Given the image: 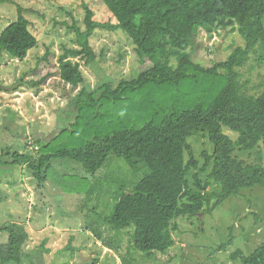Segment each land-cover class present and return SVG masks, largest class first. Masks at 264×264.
<instances>
[{"label": "trees", "instance_id": "16d2710c", "mask_svg": "<svg viewBox=\"0 0 264 264\" xmlns=\"http://www.w3.org/2000/svg\"><path fill=\"white\" fill-rule=\"evenodd\" d=\"M100 1L115 23L94 20L86 6L84 30L66 24L75 34L76 47L62 46L57 63L52 61L55 53L46 49L29 70L40 73L38 79L27 78L25 72L13 85L0 87L10 92L29 84L36 90L58 80L74 92L64 95L67 119L59 123L56 135L47 140L35 137V154L16 149L0 153V168L25 166L41 186L53 159L78 163L85 174L94 176L93 184L80 178L76 190L85 195L86 204L95 203L85 213V231L122 264L155 263L157 254L174 246L177 219L195 216L202 224L199 213L212 214L246 189L264 190V166L241 158L255 151L262 156L264 148V83L250 85L241 73L252 56L255 64H264V0ZM0 3L16 6V18L0 31V56L22 61L38 40L25 8L15 0ZM225 29L237 31L243 44L210 66L195 61L192 52L200 31L211 35ZM115 30L130 40L137 73L118 74L88 87L82 65L93 66L97 60L91 38ZM194 137L210 145V151H200V159ZM112 161L125 167V177L113 173L117 186L112 185L110 170L103 172ZM200 172H207L204 183ZM211 183L218 190L207 189ZM67 186L60 184L63 191ZM28 238L16 217L0 221V264H34L24 250ZM73 239L65 247L72 256L78 251ZM45 243L41 250L46 253ZM230 259L264 264V242L249 254L238 248Z\"/></svg>", "mask_w": 264, "mask_h": 264}, {"label": "rangeland", "instance_id": "374dc122", "mask_svg": "<svg viewBox=\"0 0 264 264\" xmlns=\"http://www.w3.org/2000/svg\"><path fill=\"white\" fill-rule=\"evenodd\" d=\"M15 1L26 9L25 16L30 21V29L36 36L38 45L31 49L22 61L7 55L0 56V87L13 85L25 72L27 78L38 79L40 73L30 74L29 70L35 66L37 59L46 49L55 53L52 61L57 63L62 46L76 47L75 34L66 24L75 23L84 30L86 6L93 11L94 20L115 23L100 0ZM15 18L16 6L0 3V31ZM91 43L96 51L97 60L93 66L82 65L86 76L85 84L88 87L93 88L99 82L115 78L118 74L137 73L138 64L133 55L131 42L122 32L118 30L97 32L91 38ZM242 44L243 41L237 31L230 32L225 29L209 35L201 30L195 40L196 47L192 56L203 66H210L215 61L225 60L235 46ZM253 57L241 69V73L244 80H249L250 85L255 86L264 83V64H255ZM57 81L53 83L56 86L45 84L36 89L37 91L29 84L10 92L0 88L1 154L14 149L35 154L36 146H33L35 137L47 140L56 135L59 123H65L67 119L68 102L64 95L74 94L67 85L64 87ZM191 141L198 159L202 149L210 151V145L204 138L194 137ZM261 149L262 156L257 155V151L253 152L255 155L250 158L240 156L244 160L264 166V148ZM120 162L127 167L122 159ZM115 163L107 162L110 167L105 168L103 172L108 173L110 170L109 176L114 177L112 185L117 186L119 180L113 173L125 177V167L119 168L114 165ZM0 169L2 171L0 221H11L16 217L17 222H23L29 233L24 250L32 263L94 264L92 262L96 258L95 264H122L114 252L101 248L100 242L84 229L85 213L95 203L86 204L85 195L76 190L81 184L80 178H85L93 184L94 176L85 174L78 163L69 159H53L47 173L49 175L41 186L25 166L8 165ZM199 177L204 183L207 172H200ZM66 179L69 183L65 181ZM60 184L68 185L67 191L65 189L63 191ZM207 189L218 190V186L211 183ZM242 193L239 197L225 200L212 214L199 213L198 217L200 215L202 224L195 216L177 219L178 230L173 232L174 246L165 254H157L155 263H152L154 260L142 263L241 264L230 259L232 252L239 248L245 254H249L264 242V190L256 186ZM73 237L72 246L78 251L72 256L70 250H66L65 247ZM230 239L232 243L219 250L220 245L228 243ZM44 240H46L44 249H49L46 253L41 250ZM127 241L124 247L128 244Z\"/></svg>", "mask_w": 264, "mask_h": 264}, {"label": "water", "instance_id": "95a60500", "mask_svg": "<svg viewBox=\"0 0 264 264\" xmlns=\"http://www.w3.org/2000/svg\"><path fill=\"white\" fill-rule=\"evenodd\" d=\"M199 218H200V215H199ZM201 219V218H200ZM80 255V254H79ZM81 256V255H80Z\"/></svg>", "mask_w": 264, "mask_h": 264}]
</instances>
